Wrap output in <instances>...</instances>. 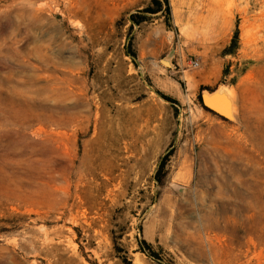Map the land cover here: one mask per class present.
I'll return each instance as SVG.
<instances>
[{
    "label": "rangeland",
    "instance_id": "obj_1",
    "mask_svg": "<svg viewBox=\"0 0 264 264\" xmlns=\"http://www.w3.org/2000/svg\"><path fill=\"white\" fill-rule=\"evenodd\" d=\"M150 4L0 0V264H264V0Z\"/></svg>",
    "mask_w": 264,
    "mask_h": 264
},
{
    "label": "trees",
    "instance_id": "obj_2",
    "mask_svg": "<svg viewBox=\"0 0 264 264\" xmlns=\"http://www.w3.org/2000/svg\"><path fill=\"white\" fill-rule=\"evenodd\" d=\"M159 13H165L167 17H170L171 15V7H170V1L169 0H151V4L149 7L145 8L144 10H142L139 15H132L130 20L132 21V26L133 25H140L141 23L147 21V17L148 15H157ZM238 42V30L234 35V38L232 40V44L230 47L236 46ZM228 52L230 53V51L228 50ZM130 56L134 59V61L136 60V53L131 51L130 52ZM159 95L165 99L166 101L172 103V104H177V102L168 97L165 96L161 93H159ZM165 163H163L162 168H164ZM142 246L145 247H150L145 241L140 243Z\"/></svg>",
    "mask_w": 264,
    "mask_h": 264
},
{
    "label": "water",
    "instance_id": "obj_3",
    "mask_svg": "<svg viewBox=\"0 0 264 264\" xmlns=\"http://www.w3.org/2000/svg\"><path fill=\"white\" fill-rule=\"evenodd\" d=\"M202 104L206 109L218 114L221 117L228 118L230 116L229 104L224 99L203 96Z\"/></svg>",
    "mask_w": 264,
    "mask_h": 264
},
{
    "label": "bare ground",
    "instance_id": "obj_4",
    "mask_svg": "<svg viewBox=\"0 0 264 264\" xmlns=\"http://www.w3.org/2000/svg\"><path fill=\"white\" fill-rule=\"evenodd\" d=\"M78 6H80L81 8H82V10H81V8H80V11L78 12L79 14H80V16H82L84 19H86L87 18V14H88V11L87 12H84V9H89V7L91 6V3H88V2H85V3H82V5H80V4H78ZM84 7V8H83ZM228 104H229V102H228ZM230 107V106H229ZM231 110H232V112H233V109H232V107H231Z\"/></svg>",
    "mask_w": 264,
    "mask_h": 264
},
{
    "label": "crops",
    "instance_id": "obj_5",
    "mask_svg": "<svg viewBox=\"0 0 264 264\" xmlns=\"http://www.w3.org/2000/svg\"><path fill=\"white\" fill-rule=\"evenodd\" d=\"M179 7H181V6H179ZM178 14L179 15H178V18L176 19V24H177V27H180V26L183 25V19L180 17V15L182 14V12L181 11H178ZM194 22L195 23H193L192 27L195 29V28H197V20L195 19Z\"/></svg>",
    "mask_w": 264,
    "mask_h": 264
}]
</instances>
